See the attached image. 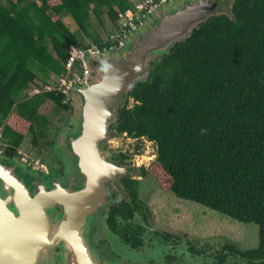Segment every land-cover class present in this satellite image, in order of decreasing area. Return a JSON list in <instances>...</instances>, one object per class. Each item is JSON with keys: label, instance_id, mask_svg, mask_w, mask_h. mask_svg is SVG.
I'll return each mask as SVG.
<instances>
[{"label": "trees", "instance_id": "16d2710c", "mask_svg": "<svg viewBox=\"0 0 264 264\" xmlns=\"http://www.w3.org/2000/svg\"><path fill=\"white\" fill-rule=\"evenodd\" d=\"M134 6L131 0H0V126L6 158L18 160L28 133L36 146L47 136L46 103L68 111L73 95H80L74 90L69 103L57 91L27 97L25 90L38 78L30 62L49 76L62 75L70 44L104 42L90 22L93 16L102 22L106 14L115 29L120 13ZM66 13L75 20V31L61 17ZM91 68L94 76L97 64L91 62ZM116 111L111 131L157 147L155 161L137 167L139 176H154L163 190L180 198L255 222L259 246L229 248L264 258V0H233L231 12L216 10L196 23L185 39L152 57L148 78L131 85ZM124 181L129 199L112 208L108 224L139 247L145 227H134L131 220L136 213L146 218L140 180Z\"/></svg>", "mask_w": 264, "mask_h": 264}, {"label": "water", "instance_id": "95a60500", "mask_svg": "<svg viewBox=\"0 0 264 264\" xmlns=\"http://www.w3.org/2000/svg\"><path fill=\"white\" fill-rule=\"evenodd\" d=\"M218 6L219 0H196L165 15L121 59L108 63L100 80L77 89L84 99L83 124L71 147L87 178L82 189L54 182L34 196L15 168L0 163V264H57L59 247L65 264H105L87 234L90 219L106 204L108 183L128 172L104 155L116 108L125 104L132 84L148 78L151 57L185 39Z\"/></svg>", "mask_w": 264, "mask_h": 264}, {"label": "rangeland", "instance_id": "374dc122", "mask_svg": "<svg viewBox=\"0 0 264 264\" xmlns=\"http://www.w3.org/2000/svg\"><path fill=\"white\" fill-rule=\"evenodd\" d=\"M193 1L196 0H176L169 3L163 7L164 10H167L165 15ZM227 1H220L218 12H231L233 0H229V5H227ZM61 17L69 28L74 31L78 29L70 14H63ZM152 19L153 17L148 19L147 23L150 24ZM159 21L149 25V30L154 28ZM90 22L100 31L103 39H106L113 29L106 14L103 15L102 22L94 16ZM133 37L135 35H132L131 39ZM133 46L134 42H131L130 47L123 51L91 57L90 62H95L98 67L107 65L122 58ZM160 55L156 54L152 57L157 58ZM30 68L38 75L33 85L43 87V85L53 84L57 80L54 75H47L42 65L34 60L30 62ZM73 96L74 100L68 111L51 102L46 103L42 112L50 119L48 134L36 146L32 141V134L28 133L20 148L22 154L18 158L19 162L23 163L21 157L29 160L40 159L47 165L48 170H53L61 177H64L67 172L75 173L77 157L68 154H71V139L79 136L82 132L84 99L77 93ZM130 105H134L133 100ZM16 111L22 113L20 109H16ZM104 144V155L109 160L118 159L127 153L129 163L136 167H148L156 159L157 147L146 139H134L126 134L111 131L109 140ZM3 148L4 146L0 144V153ZM137 179L140 180L137 186L139 201L145 206L146 218L144 215H138L136 222L145 227L144 235L147 247L138 250L128 244H122L118 240L128 256L141 261H148V258L151 257L154 258V264H246L239 255H236L237 253L226 247L232 246L241 251H248L259 246V225L255 222H240L202 203L180 198L171 190H163L154 176H137ZM116 188V196L108 203H117L123 199L124 196L120 194L119 187ZM104 207L100 210L104 211L107 206ZM100 217L98 212L92 216L90 230L97 226V220ZM100 223L106 228L107 223L104 219L103 221L101 219ZM166 235L171 237L167 238ZM223 255L227 259L224 258V261L221 262Z\"/></svg>", "mask_w": 264, "mask_h": 264}, {"label": "flooded vegetation", "instance_id": "af4514ba", "mask_svg": "<svg viewBox=\"0 0 264 264\" xmlns=\"http://www.w3.org/2000/svg\"><path fill=\"white\" fill-rule=\"evenodd\" d=\"M220 1L221 0H219V5H220ZM227 5H229V0L227 1ZM166 13H167V10H164V8L159 10L157 13H155L150 24L148 22L145 28L141 29L138 33H136L135 37L129 40L126 48L130 47L131 42H134L135 44L136 42L135 40H137L140 36H143L147 30L150 31L149 25H151L155 21L161 20L165 16ZM105 71H106L105 65H101L99 67L97 66L95 75L92 76V82L100 80L99 78H101L104 75ZM104 145H103V148H104ZM70 151H71L70 152L71 154H68V155L74 156L75 153L72 150L71 142H70ZM3 154L4 153H0V163L8 167L15 168L20 179L26 183V185L30 188L34 196L40 192L41 185H47L50 190L51 187L53 186V183L56 182L64 187L73 186L75 190H80L86 184L87 178L84 174H82L79 168L78 158L76 161V169L74 171L75 173L72 174V173L67 172V174H64V177H61L60 175H57L53 170L49 169L47 172H42L28 165H25L19 162L18 160H15V161L10 160L6 158ZM124 155H127V157ZM128 156L129 155L126 153V154L121 155V157L118 159H115V160L110 159V161L116 163L118 166L126 167L128 169V172L127 174L120 175L118 177V180L108 183L107 192H106L107 201L105 204V207L107 206V208L104 211L103 209L98 211V214H100L101 217L97 220V226H94L92 230H89L87 234V238H88V241L90 243L92 250L95 252L96 255L99 256L101 260L105 261V264H154V258H151V257L148 258V261H141L139 259H135L133 257L128 256L125 252L124 247L122 246V244L124 243V244H128L134 249L136 248L138 250L140 249L143 250L147 247L146 241H145V235H143L144 244L142 246L136 247L128 243L126 240H124V238L121 235L114 232L108 224V218L110 217L112 208L115 205L125 202L126 200L129 199L128 188L124 180L126 178H130L132 180H139L137 179V176L141 177L138 175L139 171L137 170V167L127 161ZM1 184H2V180L0 179V185ZM116 187H119L118 189L120 190V194L124 197L120 202L113 203V204L108 203L111 199L114 198V196H116L115 194V192H117ZM55 215L57 214L55 213ZM138 215H141V214L136 213L135 217L131 220L132 222L131 225L134 227H137V225L141 224V223L136 222V218ZM101 219L102 221L103 219L106 221L107 229L104 227V225H102V223H100ZM125 220H126L125 218H122V221H124L123 222L124 224L126 222ZM118 240H120V242L122 243L121 245L118 243ZM226 248H229V247H226ZM61 249L62 248L59 247L57 250V254H56L57 264H65L64 261L61 260V254H60ZM236 255H239V254H236ZM239 256L241 257L242 260L245 261L246 264H264V258L255 259L252 257H247V256H242V255H239ZM223 258L227 259V257L226 256L224 257L223 255L221 256V262L224 261Z\"/></svg>", "mask_w": 264, "mask_h": 264}, {"label": "built area", "instance_id": "2783aa9c", "mask_svg": "<svg viewBox=\"0 0 264 264\" xmlns=\"http://www.w3.org/2000/svg\"><path fill=\"white\" fill-rule=\"evenodd\" d=\"M176 0H140L130 8L120 13L118 27L109 33L102 44L92 43L87 47L77 44L68 46L70 57L64 64L65 71L57 77L53 84H45L43 87L30 85L25 94L27 97H33L46 91H57L66 95V102L72 101V92L78 88H83L92 83V68L90 58L104 53L123 51L132 35L143 29L148 19L163 7ZM31 87V88H30ZM3 139V126H0V144L5 147ZM4 153V148L1 150ZM22 154V151H19ZM21 161L28 166L47 172L48 167L40 159H27L21 157Z\"/></svg>", "mask_w": 264, "mask_h": 264}, {"label": "crops", "instance_id": "0c3cea01", "mask_svg": "<svg viewBox=\"0 0 264 264\" xmlns=\"http://www.w3.org/2000/svg\"><path fill=\"white\" fill-rule=\"evenodd\" d=\"M131 1H132V0H131ZM138 1H140V0H133L134 3L138 2Z\"/></svg>", "mask_w": 264, "mask_h": 264}]
</instances>
